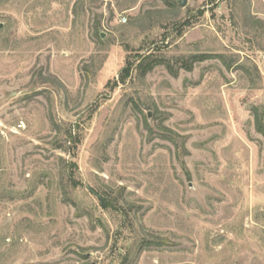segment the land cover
Here are the masks:
<instances>
[{
	"label": "rangeland",
	"instance_id": "374dc122",
	"mask_svg": "<svg viewBox=\"0 0 264 264\" xmlns=\"http://www.w3.org/2000/svg\"><path fill=\"white\" fill-rule=\"evenodd\" d=\"M0 264H264V0H0Z\"/></svg>",
	"mask_w": 264,
	"mask_h": 264
},
{
	"label": "trees",
	"instance_id": "16d2710c",
	"mask_svg": "<svg viewBox=\"0 0 264 264\" xmlns=\"http://www.w3.org/2000/svg\"><path fill=\"white\" fill-rule=\"evenodd\" d=\"M149 65L151 66L150 62H149ZM147 67H148V66H147ZM126 73H127V68H124V69L122 70L121 74H120L121 77L124 76V75L126 76ZM255 118L257 119V116H255ZM257 120H258V119H257ZM256 123H258V127H259V126H260V122H259V121H258V122L256 121Z\"/></svg>",
	"mask_w": 264,
	"mask_h": 264
},
{
	"label": "water",
	"instance_id": "95a60500",
	"mask_svg": "<svg viewBox=\"0 0 264 264\" xmlns=\"http://www.w3.org/2000/svg\"><path fill=\"white\" fill-rule=\"evenodd\" d=\"M179 5L184 6L185 5V0H179Z\"/></svg>",
	"mask_w": 264,
	"mask_h": 264
},
{
	"label": "built area",
	"instance_id": "2783aa9c",
	"mask_svg": "<svg viewBox=\"0 0 264 264\" xmlns=\"http://www.w3.org/2000/svg\"><path fill=\"white\" fill-rule=\"evenodd\" d=\"M126 19L125 18H122V21H125Z\"/></svg>",
	"mask_w": 264,
	"mask_h": 264
}]
</instances>
